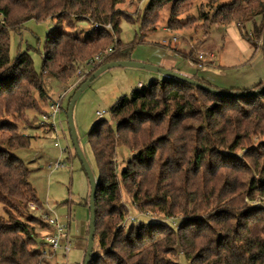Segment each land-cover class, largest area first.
I'll return each mask as SVG.
<instances>
[{
	"label": "trees",
	"instance_id": "1",
	"mask_svg": "<svg viewBox=\"0 0 264 264\" xmlns=\"http://www.w3.org/2000/svg\"><path fill=\"white\" fill-rule=\"evenodd\" d=\"M126 1L0 0V206L7 215L0 214V264L44 261L33 249L39 233L21 220L46 229L47 223L28 208L29 202L40 208L44 204L26 164L14 153L30 144L16 121L26 118L27 110L41 112L39 101L50 99L44 74L68 82L78 67L111 48L74 93L102 64L130 60L134 45L156 30L164 4H169L168 28L182 29L193 20L187 13L195 0H150L137 19L136 37L124 44L120 22L133 19L117 6ZM240 1L217 5L213 21L241 24L260 15V25L247 36L255 45L264 30V0H246V6L238 8ZM184 14L186 19L181 18ZM29 19L54 20L39 72L27 51L9 56L10 31ZM79 21L90 25L83 37L63 28ZM192 78L227 92L264 86L259 82L250 89L221 88ZM110 119L100 118L89 131L99 172L94 244L97 240L101 250L95 254L93 247L89 264H177L170 255L178 247L190 264H264V206L245 200L264 196V91L216 95L173 78L154 79L149 87L120 98L110 109ZM119 146L132 154L118 171ZM124 199L136 212L182 219L177 226L151 220L125 229L129 209Z\"/></svg>",
	"mask_w": 264,
	"mask_h": 264
},
{
	"label": "rangeland",
	"instance_id": "2",
	"mask_svg": "<svg viewBox=\"0 0 264 264\" xmlns=\"http://www.w3.org/2000/svg\"><path fill=\"white\" fill-rule=\"evenodd\" d=\"M232 0H218L211 4L209 0H195L188 11L193 20L190 26L182 29H173L176 34L171 35L166 31L167 20L170 12L168 5L159 11V21L154 32L143 37L144 41L134 45L129 57L130 60L147 63L165 69L176 71L186 77H205L214 85H223L227 88L250 89L264 78V30L255 41V45L247 38L254 34L255 26L260 25L261 16H255L252 20L241 23L237 20L230 23L213 21V10L217 5L228 3ZM150 0H128L117 7L130 14L133 22L122 19L120 22L119 38L122 43H130L139 31V14H142ZM246 0L240 1L238 8L246 6ZM182 19H186L184 14ZM206 29L203 26L205 23ZM65 24V23H64ZM54 28V20L46 19L36 21L26 20L18 30L10 31L9 56L15 58L17 53L27 51L32 59L36 71L41 70L42 56L45 52V41L48 33ZM70 33L83 37L90 29L87 22H75L72 27L64 26ZM206 29V30H205ZM175 38V40L171 39ZM166 40L165 43L162 41ZM105 53V51L103 52ZM202 53L203 58H197ZM213 54V55H212ZM103 61V59H102ZM100 61V62H102ZM97 62V63H100ZM198 63L202 64L199 66ZM95 63L82 64L78 67L73 77L68 82L55 78L50 73L44 74L45 86L50 99L39 101L41 112L27 110L26 118L17 120L20 130L30 136L28 148L14 151L29 170V180L35 188L38 199L43 204H48L50 209L62 217H70V248L67 257L64 250L60 248L50 259L54 264H83L85 248L87 244V224L89 221V197L90 183L83 164L76 153L72 143L70 131L67 124L66 109L68 99L73 94L74 87L89 73ZM151 76V77H149ZM156 77L160 80L166 76L143 68L130 66H114L100 73L80 93L73 106L72 119L76 133L79 149L84 155L96 182L99 172L96 167L94 154L89 142V131L100 118L110 119V109L122 97H130L132 92L147 88ZM139 82L141 86H139ZM264 83V82H262ZM213 84V83H210ZM74 85V86H73ZM73 86V87H72ZM64 96L63 113L61 115L64 136L59 137L62 147L65 141L68 142L69 151L61 153L60 149L54 146L52 133L48 127L41 122L40 114L43 113L51 100ZM96 111H105L103 116H98ZM12 119V117H9ZM114 125V122H112ZM50 134V137H44ZM42 137L41 139H38ZM132 151L125 147L117 148L116 164L119 171L124 162L130 157ZM56 161L65 163L63 167L52 168ZM248 205L264 206V196L255 199H245ZM128 206V213L125 217L133 216L134 221L122 225L128 227L148 225L151 220L169 222L177 226L182 216L166 217L161 213L136 212L133 206L124 199ZM47 205V206H48ZM45 207V206H44ZM31 211V210H30ZM37 216L35 212H30ZM0 214L7 218L0 206ZM24 223L34 227L39 236L44 233L38 224L21 217ZM84 223V224H83ZM83 224L80 237V226ZM40 238V237H39ZM37 238L34 250L40 251L44 244ZM49 251V250H48ZM97 240L94 244V253H100ZM170 258L177 264H190V260L184 255L181 248H176ZM45 262L42 261L41 264Z\"/></svg>",
	"mask_w": 264,
	"mask_h": 264
},
{
	"label": "built area",
	"instance_id": "3",
	"mask_svg": "<svg viewBox=\"0 0 264 264\" xmlns=\"http://www.w3.org/2000/svg\"><path fill=\"white\" fill-rule=\"evenodd\" d=\"M97 26V25H95ZM106 27H110L107 25ZM172 40H175L173 38ZM166 40L163 41L165 43ZM113 50L111 48H108L105 53L96 55L94 60L91 61V63L100 62L103 59V55L112 52ZM197 58L202 59L203 54L199 53ZM199 66H202V64L198 63ZM141 85V84H140ZM74 86V85H73ZM72 86V87H73ZM63 100L64 96H61L57 99L51 100L49 104L44 109L43 113L40 114V120L42 123H44L48 129H50L53 139L55 140L53 142L54 146L58 147L61 151V153L68 150L69 155L70 149L68 142L65 141V146L62 147L59 142V137L61 135L64 136V131L62 127V120L61 115L63 113ZM105 111H96V114L98 116H103ZM65 163H62L60 161H56L52 165V168H59L63 167ZM28 208L35 212L37 216L41 217L48 225L46 229H44V233L40 235L39 240L42 244H44V247L40 249L39 253L41 254V258L46 260L47 258H52L55 256L57 250L62 248L67 257V254L69 252V246H70V217H62L59 216L55 210L50 209L49 207L40 208L38 207L34 202L28 203ZM134 221L133 216L127 217L125 223ZM49 250V251H48ZM42 261L39 263L41 264Z\"/></svg>",
	"mask_w": 264,
	"mask_h": 264
},
{
	"label": "water",
	"instance_id": "4",
	"mask_svg": "<svg viewBox=\"0 0 264 264\" xmlns=\"http://www.w3.org/2000/svg\"><path fill=\"white\" fill-rule=\"evenodd\" d=\"M263 53H264V48H263ZM114 66H130V67H136V68H143L152 72H157L160 73L166 77L169 78H173L179 81H184L187 83H190L192 85H195L197 87H200L201 89H204L212 94H216V95H253V94H259L261 92L264 91V86L261 87L260 89L257 90H252V91H248V92H227V91H223V90H218L215 88H211L209 86H206L204 84H201L200 82L196 81L195 79L191 78V77H186L176 71L170 70V69H165V68H161L158 66H154L151 64H147V63H141V62H136V61H132V60H120V61H111V62H107L102 64L101 66H99L80 86L79 88H77L75 90V92L73 93L72 97L69 100L68 106H67V110H66V117H67V124H68V128L70 131V136L72 139V143L75 147L76 153L79 156L83 167L86 171V174L88 176L89 179V183H90V197H89V221H88V235H87V244H86V248H85V255H84V261L83 264H89L90 259L92 257V253H93V247H94V235H95V194H96V188H97V182L94 178V175L88 165V163L86 162L83 153L81 152V150L78 147L77 144V139H76V133H75V129H74V123H73V119H72V111H73V106L74 103L76 102L78 96L80 95V93L90 84V82L96 78L100 73H102L103 71L112 68Z\"/></svg>",
	"mask_w": 264,
	"mask_h": 264
},
{
	"label": "crops",
	"instance_id": "5",
	"mask_svg": "<svg viewBox=\"0 0 264 264\" xmlns=\"http://www.w3.org/2000/svg\"><path fill=\"white\" fill-rule=\"evenodd\" d=\"M165 29H166V31L167 32H169V34L171 33V35L173 36V35H175L176 34V32L173 30V29H170V28H168V27H165ZM171 39H172V37H171ZM164 41V40H163ZM162 41V42H163ZM213 55V54H212ZM149 77H151V76H149ZM201 78H203L204 80H206L207 82H209V83H213L212 85H214V82H211V81H213V80H209V79H207V78H205V77H201ZM153 79H158V78H156V77H154ZM260 82H264V78L263 79H261V81ZM141 83L139 82V86H141L140 85ZM215 86H217V87H221V88H227V86H223V85H220V86H218L217 84H215ZM47 136H49L50 137V134L48 133V135H45L44 137H47ZM42 137H40V138H38V139H41ZM48 205V204H47ZM46 204H44V206L45 207H50L49 205L47 206ZM84 224V223H83ZM83 224L80 226V229H79V231H80V237L82 238V234H81V231H82V227H83ZM44 229H42V231H43ZM43 263H45V264H54L50 259H46L45 260V262H43Z\"/></svg>",
	"mask_w": 264,
	"mask_h": 264
}]
</instances>
